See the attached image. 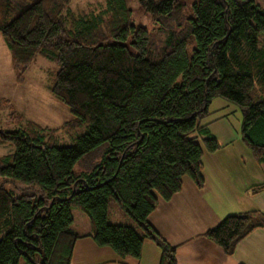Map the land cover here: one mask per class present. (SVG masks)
<instances>
[{"label":"trees","instance_id":"obj_1","mask_svg":"<svg viewBox=\"0 0 264 264\" xmlns=\"http://www.w3.org/2000/svg\"><path fill=\"white\" fill-rule=\"evenodd\" d=\"M72 1L0 0V37L16 80L36 57L53 61L49 92L73 117L61 125L73 143L57 145L56 129L0 100L19 122L0 129V143L13 147L0 156V177L37 187L16 196L0 185V264H71L80 238L70 230L71 209L88 218L98 247L139 259L148 240L158 264H178V246L147 218L181 191L184 177L203 188V154L219 149L208 123H198L212 100L240 107L242 142L264 165V49L257 48L264 12L254 0H136L157 25L148 32L132 24L126 0L87 12L73 11ZM76 164L87 170L75 172ZM248 191L263 192L264 183ZM111 199L137 228L108 221ZM260 228L264 214L252 210L201 236L230 257Z\"/></svg>","mask_w":264,"mask_h":264},{"label":"crops","instance_id":"obj_2","mask_svg":"<svg viewBox=\"0 0 264 264\" xmlns=\"http://www.w3.org/2000/svg\"><path fill=\"white\" fill-rule=\"evenodd\" d=\"M217 153L203 154L202 189L184 177L181 191L167 202L159 200L147 221L168 244L178 246V264H264V228L254 230L240 241L230 257L201 236L228 215L252 210L264 214V191L255 195L248 191L250 186L264 183L261 175L253 172L252 181L241 179L236 185L229 180L230 169L221 167L215 160ZM81 222L82 227L71 230L80 236L71 264H158L160 251L151 241L143 242L139 259L120 258L111 249L98 247L92 239L90 222Z\"/></svg>","mask_w":264,"mask_h":264},{"label":"rangeland","instance_id":"obj_3","mask_svg":"<svg viewBox=\"0 0 264 264\" xmlns=\"http://www.w3.org/2000/svg\"><path fill=\"white\" fill-rule=\"evenodd\" d=\"M100 1L103 0H73L71 8L73 11L87 12ZM254 2L264 12V0H254ZM126 4L132 12L133 25L142 26L148 32L157 27L149 15L142 11L136 0H126ZM257 48L264 49V32L257 37ZM13 71L9 52L0 37V100H9L14 110L26 119L32 120L42 127L56 129L55 141L57 145H71L73 141L67 135L69 130L63 129L61 125L70 122L73 117L65 105L52 97L48 89L57 72L56 64L38 56L24 73L22 80L19 81L16 80ZM242 118L241 109L237 104L224 98H216L208 107V115L198 120L200 124L208 123V128L219 145L215 160L221 167L230 169L229 180L236 185L240 184L241 179L252 181L253 172L259 173L262 177L260 179H264V165L253 161L249 150L242 142ZM18 127L17 119L9 117V109L4 105L0 106V129L12 131ZM203 151H205L204 148ZM12 152L11 145L0 143V156ZM81 169L87 170V167H81L80 164H76L74 167L75 172H79ZM0 185H3L8 191H12L16 196L21 193H31L34 188H37L35 186L33 189L26 190V185L22 182L8 181L2 177H0ZM71 215L74 218V224L70 225V230L82 227L84 225L82 220L89 222L85 214L78 209H71ZM108 221L137 226L133 220L123 214L113 199L108 204ZM20 264H24V262L20 261Z\"/></svg>","mask_w":264,"mask_h":264}]
</instances>
